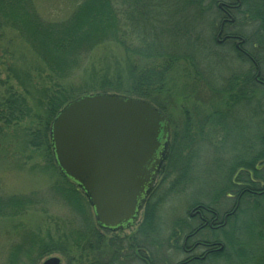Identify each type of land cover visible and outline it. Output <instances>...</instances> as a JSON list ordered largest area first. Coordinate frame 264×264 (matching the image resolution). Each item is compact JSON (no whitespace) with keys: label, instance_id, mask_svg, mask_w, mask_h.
I'll return each instance as SVG.
<instances>
[{"label":"rangeland","instance_id":"374dc122","mask_svg":"<svg viewBox=\"0 0 264 264\" xmlns=\"http://www.w3.org/2000/svg\"><path fill=\"white\" fill-rule=\"evenodd\" d=\"M31 2L42 20L60 23L70 19L78 0ZM220 2L233 4L234 0H217L216 4ZM249 5L252 10L258 8H254L252 2ZM231 15L234 16V11ZM223 17V14H218L212 30L211 26L209 29V18H203L197 29L201 38L207 41L204 57L198 56L202 64V80L196 79L191 70L188 74L185 67L177 68L171 75L170 101H166L168 107L165 111L172 123L170 149L148 200V208L151 209L149 212L144 209L140 213L135 227L115 233L100 230L80 190L76 188L75 196L66 193L75 209L60 196L56 189L65 186L66 181L55 167L52 156L46 155L42 148L33 150L26 144V129L39 124V120L31 117L16 127L0 131V197L29 199L31 202L22 214L0 215V264H42L52 257L58 258L60 264H143L140 258H144L145 253L152 264H179L187 256L181 251L184 237L193 223H198L189 215L192 206L197 203L211 206L218 212L219 220L233 209L236 186L231 182L236 176L232 174L236 164L246 163L250 155L255 154V146L250 155L248 151L254 121L252 118L249 121L248 110L243 104L235 103L230 107L225 99L216 97V89L224 86L233 75L251 68L236 58L232 49L235 42H227L222 47L213 46V42L217 44V40H221L216 34ZM253 31L254 26L238 23L236 27H227L224 34L250 35ZM125 57L124 51L116 45L99 46L86 55L73 73L62 81L63 86L74 90L85 81L82 72L90 66L100 68L104 61H123ZM39 67L43 71L40 72ZM44 67L30 45L14 30L5 28L0 38V90L7 81L18 90H23L9 70L13 68L19 73L25 89L31 92L32 98L28 97V102L35 109V99L41 95L39 89L51 87L56 82V78ZM22 70L31 75L32 82L28 83L22 77ZM261 78L264 79V68ZM31 86L35 90L30 89ZM74 91L71 98L77 95ZM223 109L228 110L220 114L223 115L220 117L222 132L218 131V125L212 127L208 122L205 126L204 117L212 115L210 122L213 118L216 121L219 115L214 112ZM35 111L41 115L38 109ZM197 113L201 116L198 117ZM187 123L192 124L191 129L189 125L188 129L185 128ZM196 123L202 126L201 130L195 131L193 125ZM258 129L259 126H255V130ZM180 135L182 141L178 143ZM175 148L177 151L173 159ZM261 168L264 169V166ZM225 192L231 194L230 198ZM251 208L248 205V210L242 216L237 211L233 220L237 216L238 220L230 228L200 231L198 240L222 244L225 250L222 255L231 256L228 264H241L234 257L237 252L234 250L241 252V249H245L244 245L252 238L257 222L264 216L260 210ZM205 217L209 219V215ZM149 218L153 219L151 228L147 225V228L142 227V223L149 221ZM179 227L184 230H179ZM96 232L102 237L100 242L96 240ZM173 235L174 239H171ZM195 241L194 238L189 243ZM172 243L174 247L168 250ZM90 245L93 248L89 249ZM98 248H101L100 252ZM203 252V249H197L192 254L200 256ZM221 259L224 258L218 262L203 260L196 264H223Z\"/></svg>","mask_w":264,"mask_h":264},{"label":"trees","instance_id":"16d2710c","mask_svg":"<svg viewBox=\"0 0 264 264\" xmlns=\"http://www.w3.org/2000/svg\"><path fill=\"white\" fill-rule=\"evenodd\" d=\"M216 1L78 0L70 19L57 23L42 20L31 0H0V38L5 28L14 30L30 45L45 66L44 69L56 78V82L51 87L39 89L41 95L35 99L34 104L40 115L30 106L28 97L32 98V94L25 89L19 73L10 68L17 84L23 90H18L8 81L2 85L0 131L16 127L31 117L39 120V124L26 129V144L33 150L42 148L44 153L51 155L53 159L48 137L50 122L62 107L78 96L97 92L124 94L150 102L165 115L167 102L170 101L169 81L174 70L185 67L188 74L191 70L196 79L202 80L203 73L200 70L202 64L198 56H203L207 41L201 38L197 29L199 24H202L203 18H209V29L210 26L211 30L215 27L218 14L221 13ZM251 2L254 8L256 6L258 8L252 10L249 5ZM233 4L235 6L233 21L218 27L217 33H225L227 27H236L238 23L254 26V31L250 35L238 33L239 37L235 33L230 34L235 36L237 42L240 41L239 49L232 46L236 58L240 63L243 60L251 68L242 74L233 75L224 86L216 89V97L220 100L225 99L230 107L239 103L248 110L249 121L250 118L254 121V131L252 135L250 134L248 151L250 155L255 146V154L250 155L246 163L239 162L234 166L232 175H235L236 179L232 180L231 184H235L236 196H240L233 214L227 218L225 228L233 226L232 224L238 220V216L233 220L236 212H241L239 216H242L248 210V205L252 210H260L264 214V169L261 168L264 166V79L261 78L264 68V0H234ZM227 42L232 41L227 40ZM227 42H217V44L213 42V46L222 47ZM110 44L124 51L126 57L123 61L113 59L104 61L103 67L100 68L90 66L88 70L82 72L85 81L75 87V91L63 86L62 81L73 73L86 55L99 46ZM38 70L43 71L40 67ZM21 72L28 83L32 82L31 75L27 71ZM30 89L35 90L33 86ZM73 91L77 95L71 98ZM226 110L228 109L214 112L219 115L216 121L213 118L210 122L212 115L204 117L203 121L209 122L208 125L212 127L218 125L220 127L218 131L222 132L221 116L223 115L220 114ZM197 116L200 117V113H197ZM255 126H259V129L255 130ZM193 127L196 128L195 131L202 128L198 123ZM185 128L188 129V123ZM181 137L180 135L178 143L182 141ZM169 149L168 144L166 157ZM62 178L66 181L65 186L55 189L75 209V205H71V198L66 194L75 196V184L64 176ZM260 192L261 195L257 194ZM30 203L29 199L0 197V215L22 214ZM146 209L148 212L151 209L148 208V201L145 211ZM152 220L149 218V221L143 222L142 227L147 225L151 228ZM179 228L181 231L184 230ZM179 230L178 233L176 232L177 240ZM94 234L96 240L100 242L101 235L97 232ZM251 237L245 245L241 243L245 247L244 250L241 249V252L234 250L237 251L234 257L241 264H264V216L257 222V228ZM170 238L174 239V235ZM91 248L93 245H90L89 249ZM214 248L217 249L213 251ZM214 248L211 247L212 252L208 253L204 261L215 262L224 258L221 261L224 262L223 264H228L231 256L222 255L225 251L223 245L221 249L219 245ZM100 250L101 248H98L97 251ZM144 258H148L146 253ZM201 261L203 260H193L191 263L196 264Z\"/></svg>","mask_w":264,"mask_h":264},{"label":"water","instance_id":"95a60500","mask_svg":"<svg viewBox=\"0 0 264 264\" xmlns=\"http://www.w3.org/2000/svg\"><path fill=\"white\" fill-rule=\"evenodd\" d=\"M169 125L150 102L117 93L69 101L48 137L59 172L84 194L98 228L132 227L159 174ZM42 264H60L56 257Z\"/></svg>","mask_w":264,"mask_h":264},{"label":"flooded vegetation","instance_id":"af4514ba","mask_svg":"<svg viewBox=\"0 0 264 264\" xmlns=\"http://www.w3.org/2000/svg\"><path fill=\"white\" fill-rule=\"evenodd\" d=\"M228 1H232V0H228ZM218 7L220 8V12L224 15L222 21L223 22V25L222 27L224 26V24L228 23V22H231V19H230V16L231 15V12L234 10L235 6L234 4H228V3H223L222 6H219ZM216 36L218 38L221 37V40H217L218 43H223V42H227V40H231L232 42H235L234 46L236 48H238V43L235 36L233 35H228V34H224L223 32H219L216 34ZM233 39V40H232ZM239 49V48H238ZM205 123V126L207 125V121L204 122ZM171 122L169 121V126L171 127ZM189 125V128L191 129V126L192 124L191 123H188ZM189 129V130H190ZM176 153V150L173 151V159H174V154ZM259 195H261V192L260 193H257ZM263 194V193H262ZM231 195L230 193H227L226 196L228 198H230ZM239 196L240 195H237L236 196V201H235V204H234V207L233 209L235 208V205L237 204V201H239ZM233 209L224 214L222 216V219L219 220V214L218 212L212 208L211 206H207V205H202L201 203H197V204H194L192 206V209H190L189 211V215L191 218H194V219H197L198 220V223L195 224L193 223V225L188 229V232L187 234L185 235L184 237V241H183V245H182V248H181V251L185 254H187L186 258L179 264H192L191 261L193 260H196V261H200V260H204L206 258V256L208 255L209 252H212V249L211 247L214 248V246L216 245H219L218 243H208L207 241L205 240H198V234L200 231H204L206 230L207 228H210V229H213V230H223L226 223H227V218L233 214ZM206 215H209V219H207L205 216ZM194 238L197 240L195 241L194 243L190 244L189 242H192L194 240ZM174 243H172V245L170 244L169 245V249L168 250H171L172 247H174L173 245ZM197 249H203L204 252L203 254H201L200 256H196V255H193L192 253H194ZM215 250V248L213 249V251ZM140 261L141 263L143 264H152L150 263L149 259L148 258H140Z\"/></svg>","mask_w":264,"mask_h":264}]
</instances>
